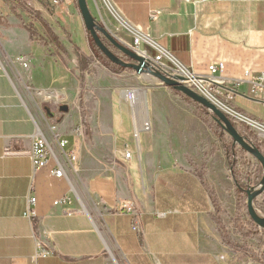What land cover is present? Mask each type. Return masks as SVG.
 <instances>
[{"label": "crops", "instance_id": "1", "mask_svg": "<svg viewBox=\"0 0 264 264\" xmlns=\"http://www.w3.org/2000/svg\"><path fill=\"white\" fill-rule=\"evenodd\" d=\"M110 2L115 21L96 4L100 21L122 41L141 35L147 53L164 50L199 74L224 62L216 96L237 119L264 126V100L245 79L247 69L264 74V0ZM0 42L3 60L29 57L13 67L32 89L58 99L55 109L47 99L32 104L12 68H0V264H231L204 181L231 212L236 182L193 103L152 75L96 59L78 0H0ZM39 129L50 150L36 171ZM63 138L65 151H77L75 173ZM57 159L68 177L51 173ZM128 199L142 212L143 236L117 211Z\"/></svg>", "mask_w": 264, "mask_h": 264}, {"label": "built area", "instance_id": "2", "mask_svg": "<svg viewBox=\"0 0 264 264\" xmlns=\"http://www.w3.org/2000/svg\"><path fill=\"white\" fill-rule=\"evenodd\" d=\"M96 4H98V0H94ZM201 1H208V0H201ZM110 2V0H109ZM111 3V2H110ZM126 29H129V27ZM132 43L124 42L125 45L130 48L132 51L137 52L138 54L142 55L145 60L148 62V65L157 71H160L170 77H182L183 83L190 88L194 89L195 91L199 92L200 94L208 97L209 99L213 100L211 97L207 95V92L211 93L212 95L215 94L214 87L220 83V77L224 72L225 63L218 62L209 65L208 72L206 74H199L192 71L189 67L181 63L179 60L174 58L172 55L167 53L164 50H160L158 55L152 56L147 51L143 50L140 46L142 36L141 35H134ZM0 42V68H7L6 63L8 64L9 68L15 65V61L21 62L25 67L29 64V57L26 55L20 56L15 60L9 59L4 56L5 60H3V51ZM6 61V62H5ZM245 79L250 84V91L253 96L259 97L264 100V74L263 75H254L249 69L245 71ZM213 95V96H214ZM214 96V97H215ZM217 97V96H216ZM215 97V98H216ZM130 100L134 102V94L129 96ZM217 99V98H216ZM219 100V99H218ZM214 101V100H213ZM220 101V100H219ZM215 102V101H214ZM221 102V101H220ZM216 103V102H215ZM224 106L225 103L221 102ZM230 114V113H229ZM233 116V114H230ZM235 117V116H233ZM236 118V117H235ZM237 119V118H236ZM239 120V119H238ZM254 128L258 127L261 131H257L259 135L264 138V127L263 125L256 124V123H248ZM145 130L150 129V125L147 123L144 125ZM59 146L63 150L62 156L67 159V162L70 167V172L75 173L79 169V159L77 155L76 149H72L70 152L65 151L66 147L69 144V140L66 138L59 140ZM49 144L46 136L41 132L39 129L35 135L34 143L32 149L30 151V156L32 159L33 167L37 171L43 167H45L49 163ZM131 153L127 152L126 157H130ZM254 160V159H253ZM56 167L51 170V173L58 178H66L68 174L66 173L65 167L63 162L59 161L58 159ZM36 197H30L29 205L26 215L30 218L34 214L33 205L36 202ZM61 201H56L55 203L58 204ZM117 211L120 213L128 214L133 217V229L138 235H144V229L142 226V212L139 207L132 201V200H124L117 206ZM47 253L45 250H41L37 256L43 255L45 256Z\"/></svg>", "mask_w": 264, "mask_h": 264}, {"label": "trees", "instance_id": "3", "mask_svg": "<svg viewBox=\"0 0 264 264\" xmlns=\"http://www.w3.org/2000/svg\"><path fill=\"white\" fill-rule=\"evenodd\" d=\"M29 31L31 33V39H33L34 31L31 28L29 29ZM88 35H89V39H90L92 49H93L96 59L102 61L107 66L116 67L120 70H132L131 68H125V67H122L120 65H117L111 62L107 58V56L96 45L89 31H88ZM41 42L43 44L45 43L44 40H41ZM116 53L123 59L130 61L128 56H126L119 50H116ZM170 89L174 90L173 88H170ZM174 91L178 95L183 96L186 102L193 103L200 111L208 114V117H205L204 120L211 127L215 135L222 141L224 151L226 153V156L229 162L232 176L236 182L237 228H238L240 235L243 237V239H245L244 246L242 247V249L247 250L251 254L254 260L264 263V250H259L257 252L250 251L246 243V239L250 238V239L256 240L258 243L264 246V229L259 227L252 219L242 221V219L240 218V215L243 212H246V211L248 212V205H247L248 189L251 186L257 185L261 179V176H262L261 164L258 161H255L252 158H250L248 151H246L243 147H240L239 145L234 144V139L225 132L223 126L215 120L213 114L209 113L207 108L196 103L192 99L185 96L183 93L176 91V90ZM229 118L234 123L239 133L242 136H244L245 139L252 146H254L255 148H257L258 150L264 153V138H262L259 135L256 129L250 124H248L247 122L238 120L231 115H229ZM204 186L206 190L208 191V193L210 194L213 200L214 206L216 207L217 214L214 215L213 217L217 225L219 226L223 240L226 244L231 245L227 237V231H226L224 222L219 217L221 213V209L218 206V201H217L215 191L205 181H204ZM261 198H262V202L260 203V206L264 210V193L262 194Z\"/></svg>", "mask_w": 264, "mask_h": 264}, {"label": "water", "instance_id": "4", "mask_svg": "<svg viewBox=\"0 0 264 264\" xmlns=\"http://www.w3.org/2000/svg\"><path fill=\"white\" fill-rule=\"evenodd\" d=\"M78 5L81 14L84 19L85 27L90 32L94 42L99 49L107 56V58L114 64L120 65L125 68H131L139 74H149L159 79L164 85L173 88L176 91L183 93L188 98L192 99L196 103L204 106L210 112H212L215 120L220 123L225 132L234 139V144L243 147L248 151L249 155L254 157L262 166V176L259 183L255 186H251L248 189V214L250 218L261 228L264 229V216L261 215L255 208V200L262 196L264 193V153L252 146L244 136H242L234 123L229 118V113L225 111L221 106L215 103L208 97L200 94L189 86L185 85L182 81V77H170L160 71L152 69L145 58L128 48L125 43L119 39L108 26L101 22L96 16L93 15L87 0H78ZM104 38L109 40L111 45L117 50L128 56L130 61H127L120 57L116 51H114ZM63 111H68L69 107L63 105L61 107ZM264 137V136H263Z\"/></svg>", "mask_w": 264, "mask_h": 264}, {"label": "rangeland", "instance_id": "5", "mask_svg": "<svg viewBox=\"0 0 264 264\" xmlns=\"http://www.w3.org/2000/svg\"><path fill=\"white\" fill-rule=\"evenodd\" d=\"M89 7L92 11V13L98 17V19H101V15L97 9L96 3L94 0H87ZM98 7L99 10L101 11V13H103V15H107L111 20L115 21L113 14L111 13L110 10V6L107 5V1L106 0H98ZM106 38H104L105 40ZM106 43H108L110 45V47L116 51L117 49L115 47H113L111 45V43L109 42V40H105ZM12 69V75H15V77L17 78V81L19 83V88L21 89V91L24 93L25 95V99H27L29 102H31L32 104H40L43 99H47V102L51 108H58V105L53 103L54 100H58L56 98V96L54 95V93L52 92H42V91H37L35 89L31 88V85L29 82L25 81L21 75H19L18 71L14 68L11 67ZM140 85V84H139ZM142 90L141 92L144 91V89H146V86L144 85H140L139 86ZM212 95V94H211ZM214 95V94H213ZM48 96H53V98H47ZM215 96V95H214ZM213 96V97H214ZM210 97V96H209ZM216 97V96H215ZM214 97V98H215ZM212 98V97H211ZM217 98V99H216ZM215 99H213L219 106H221L225 111H227L230 114H236L232 109H230L228 107V105L224 106L223 104H221V100L216 97ZM221 101H219V100ZM198 109V108H197ZM200 111V110H199ZM209 111V110H208ZM203 118L208 117V114L203 113L202 111H200ZM209 113H212L209 111ZM214 120V119H213ZM256 131H261L258 127L255 128ZM222 142V141H221ZM252 159H254L255 161H257L255 158L252 157ZM215 191V190H214ZM216 194V193H215ZM217 197V195H216ZM218 201V198H217ZM236 201H237V196H236ZM262 202V198L261 196L258 197L255 201V208L257 209V211L264 216V210L261 208L260 203ZM218 206H219V201H218ZM220 207V206H219ZM221 209V208H220ZM217 214V210L216 207L213 210V216ZM236 215H237V202H236V210L234 212L231 211H227V210H222L221 209V213L219 215V217L223 220L224 225L226 227V231H227V237L231 243V245L225 244L229 247V254L231 255V264H254V262H258L260 264H264L263 262L260 261H256L252 258L251 254L247 251L242 249V247L244 246V242L245 239H243V237L240 235L238 228H237V220H236ZM240 218L242 219V221H246V220H251L248 212H243L240 215ZM219 227V226H218ZM221 232V231H220ZM222 235V234H221ZM223 238V237H222ZM224 241V240H223ZM246 243L248 248L250 249V251H259V250H264V246L261 245L260 243H258L256 240L254 239H246Z\"/></svg>", "mask_w": 264, "mask_h": 264}, {"label": "bare ground", "instance_id": "6", "mask_svg": "<svg viewBox=\"0 0 264 264\" xmlns=\"http://www.w3.org/2000/svg\"><path fill=\"white\" fill-rule=\"evenodd\" d=\"M108 6H110V3H109V0H108V4H107ZM110 10H111V6H110ZM206 93H207V95L208 96H210V97H212L213 99H215L214 97H213V95H211V93H209V92H207V91H205ZM142 104V106L143 107H145V102L144 103H141ZM222 104V103H221ZM146 110V109H145Z\"/></svg>", "mask_w": 264, "mask_h": 264}, {"label": "flooded vegetation", "instance_id": "7", "mask_svg": "<svg viewBox=\"0 0 264 264\" xmlns=\"http://www.w3.org/2000/svg\"><path fill=\"white\" fill-rule=\"evenodd\" d=\"M106 40V39H105Z\"/></svg>", "mask_w": 264, "mask_h": 264}]
</instances>
